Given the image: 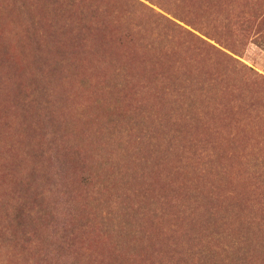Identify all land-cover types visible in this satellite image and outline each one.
I'll use <instances>...</instances> for the list:
<instances>
[{
	"label": "rangeland",
	"instance_id": "obj_1",
	"mask_svg": "<svg viewBox=\"0 0 264 264\" xmlns=\"http://www.w3.org/2000/svg\"><path fill=\"white\" fill-rule=\"evenodd\" d=\"M0 264H264V0H0Z\"/></svg>",
	"mask_w": 264,
	"mask_h": 264
}]
</instances>
